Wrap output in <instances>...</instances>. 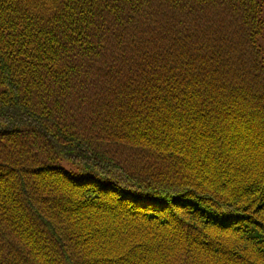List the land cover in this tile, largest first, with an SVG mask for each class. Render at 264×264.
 <instances>
[{
	"label": "trees",
	"instance_id": "16d2710c",
	"mask_svg": "<svg viewBox=\"0 0 264 264\" xmlns=\"http://www.w3.org/2000/svg\"><path fill=\"white\" fill-rule=\"evenodd\" d=\"M264 0H0V264H264Z\"/></svg>",
	"mask_w": 264,
	"mask_h": 264
},
{
	"label": "rangeland",
	"instance_id": "374dc122",
	"mask_svg": "<svg viewBox=\"0 0 264 264\" xmlns=\"http://www.w3.org/2000/svg\"><path fill=\"white\" fill-rule=\"evenodd\" d=\"M259 43H261V44L264 46V36H262V37L259 39Z\"/></svg>",
	"mask_w": 264,
	"mask_h": 264
}]
</instances>
